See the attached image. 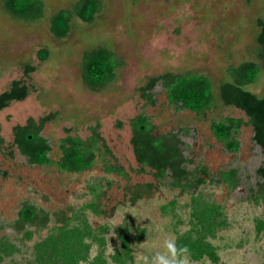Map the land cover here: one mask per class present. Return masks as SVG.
Listing matches in <instances>:
<instances>
[{"label": "rangeland", "instance_id": "obj_1", "mask_svg": "<svg viewBox=\"0 0 264 264\" xmlns=\"http://www.w3.org/2000/svg\"><path fill=\"white\" fill-rule=\"evenodd\" d=\"M74 1L44 0L43 16L27 21L9 13L0 0V93L12 80L27 78L26 63L36 67L27 79L32 85L29 95L0 109L5 138L0 148V264H39L36 244L51 233L56 218L80 214L90 203L98 205L99 213L86 208V218L97 232L106 226L99 235L105 243L95 241L89 260L82 264H90L101 249L108 263L119 264L112 254L116 249L125 252L120 231L131 249L126 264H143L142 255L163 251L165 238L177 242L181 234H198L194 225L204 201L222 206L219 224L206 236L218 256L216 261L208 254L196 259L188 252L189 264H263L264 229L258 231L257 224L264 222V201L255 202L250 187L259 180L264 152L253 138L251 124L236 133L241 146L231 152L215 137L210 122L227 116L248 120L243 109L220 100L219 86L228 79L230 65L256 58V20L264 16V0H101L92 23L74 18L69 35L57 38L50 31V17ZM98 45L115 50L123 64L112 82L95 91L83 81L81 60L84 51ZM45 48L49 56L42 60L39 50ZM166 71L207 74L214 83V106L202 115L178 109L161 84L153 89L156 104L147 103L140 87L150 76ZM247 88L264 96V66ZM48 114L54 115L41 133L53 146L54 160L60 157L63 137L86 138L98 122L113 155L107 153L82 172L30 164L12 145V127ZM139 115L149 116L155 134H178L188 168L208 169L206 183L182 190L171 183L170 171L161 180L154 168L139 171L131 142L132 119ZM106 160L123 169L108 171ZM230 169L238 171L235 186L220 179V172ZM145 183L152 184V191L133 200ZM24 202L48 212V224H27L19 230L16 220ZM26 229L32 230L31 238L25 236Z\"/></svg>", "mask_w": 264, "mask_h": 264}, {"label": "trees", "instance_id": "obj_2", "mask_svg": "<svg viewBox=\"0 0 264 264\" xmlns=\"http://www.w3.org/2000/svg\"><path fill=\"white\" fill-rule=\"evenodd\" d=\"M3 7L13 16L27 21L39 19L44 14V0H2ZM101 9V0H76L69 7H62L50 17V31L57 38H65L73 27L74 18H79L87 23H92ZM259 30L256 34V58L241 61L227 68L228 79L219 86V97L227 105H234L245 111L248 120L243 117L227 116L220 120L210 122L215 137L221 141L228 151H239L241 143L236 133L242 125L253 126L254 140L262 147L264 152V96L247 88L256 81L261 67L264 66V16L256 20ZM49 56L48 49L39 50L42 60ZM261 61V63H259ZM123 64L115 50L98 45L84 51L81 60V73L85 85L92 90H100L112 82L117 75L118 68ZM36 67L26 63L24 74L27 77L12 80L10 87L0 93V109L7 107L13 100H24L30 93L32 85L28 78ZM161 84L170 104L178 109L186 108L197 115H202L212 108L216 101L214 83L211 78L201 72L176 73L166 71L150 76L147 83L140 87L141 95L147 103L155 105L156 97L153 89ZM54 114H48L36 120L29 117L25 124H15L12 127V145L17 146L21 154L27 157L30 164H55L69 172H82L94 167L99 158H104L107 153L113 155L111 148L99 130L100 123L91 126L92 134L86 138L79 135L67 134L60 140V157L54 160L50 156L53 146L49 138L41 133L46 121ZM133 136L131 142L134 147L136 159L140 165L139 171H146V166L156 170L158 180L165 177L168 171L173 177V186H180L182 190L196 188L199 184L206 183L210 175L208 169L202 166L200 170H190L187 158L184 156L181 138L177 133H154V124L147 115H139L132 119ZM67 131H70L67 128ZM5 138L1 133L0 148L3 147ZM11 154L13 152L11 151ZM108 171L121 172L123 169L105 161ZM5 173V172H4ZM220 179L228 181L230 186L238 183L237 169L222 170ZM259 180L250 187L251 197L255 202L264 201V162L258 167ZM152 184L145 183L133 195V200L140 197L143 192H151ZM198 221L195 223L197 235L189 232L177 238V246H187L188 252L196 259L208 254L212 260H217V254L212 244L206 240L208 232H213L219 224L218 217L222 206L216 203L201 202ZM167 209L166 206H163ZM93 208L98 211L97 204H87L79 212L71 216L62 214L56 218L51 233L36 244V258L39 264H82L89 260L90 249L93 243H105L99 236L105 231L106 226L101 225L100 231L89 223L85 209ZM41 214V215H40ZM50 220L49 213L43 211L36 204L24 202L17 221V228L24 229L27 224L37 225L38 228L46 226ZM258 231L264 229V222L258 221ZM27 238L32 237V230H24ZM126 234V233H125ZM120 238L125 252L116 249L112 254L115 263L126 264V259L131 256L130 245L126 235L120 231ZM90 264L108 263L104 250L101 249L90 260ZM264 264V262H263Z\"/></svg>", "mask_w": 264, "mask_h": 264}, {"label": "clouds", "instance_id": "obj_3", "mask_svg": "<svg viewBox=\"0 0 264 264\" xmlns=\"http://www.w3.org/2000/svg\"><path fill=\"white\" fill-rule=\"evenodd\" d=\"M132 213V212H131ZM134 216L135 214L132 213ZM119 225L117 223L115 227ZM187 246H177L171 238L163 241V251H156L151 256L142 255L143 264H189Z\"/></svg>", "mask_w": 264, "mask_h": 264}]
</instances>
